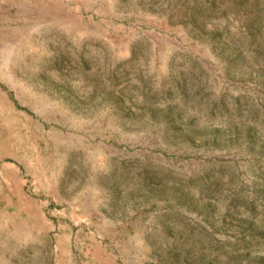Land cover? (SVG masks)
Masks as SVG:
<instances>
[{"label": "rangeland", "instance_id": "obj_1", "mask_svg": "<svg viewBox=\"0 0 264 264\" xmlns=\"http://www.w3.org/2000/svg\"><path fill=\"white\" fill-rule=\"evenodd\" d=\"M264 0H0V264H264Z\"/></svg>", "mask_w": 264, "mask_h": 264}, {"label": "trees", "instance_id": "obj_2", "mask_svg": "<svg viewBox=\"0 0 264 264\" xmlns=\"http://www.w3.org/2000/svg\"><path fill=\"white\" fill-rule=\"evenodd\" d=\"M264 233V232H263Z\"/></svg>", "mask_w": 264, "mask_h": 264}]
</instances>
